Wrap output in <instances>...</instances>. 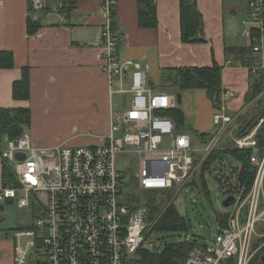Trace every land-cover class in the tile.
<instances>
[{"label":"built area","instance_id":"obj_1","mask_svg":"<svg viewBox=\"0 0 264 264\" xmlns=\"http://www.w3.org/2000/svg\"><path fill=\"white\" fill-rule=\"evenodd\" d=\"M67 1L32 0V4L34 10L60 12ZM117 1L105 0L101 7L105 20L100 31L101 67L112 92L127 97L123 108L112 110L104 142L39 148L26 130L18 138H6L8 150L2 156L13 163L17 182L0 189V201H14L33 211L32 225L15 231L25 245H20L14 264H138L139 251L147 248L144 243L153 228L150 209L129 204L126 175L118 167L117 156L136 155L141 189L176 191L177 196L189 187L209 154L224 143L225 134L234 146L252 150L255 175L249 186L241 181L238 162L232 170L235 176L226 177L228 171H223L218 178L216 232L203 243L196 242L185 264H229L231 259L235 264H249L256 251L255 237L262 238L264 246V146L257 138L264 118L247 135L235 136L238 118L247 108L231 112L225 101L235 94L225 89L222 105L215 108L218 131L203 147H196L170 113L178 107L177 94L150 86L148 70L140 63L130 62L134 68L126 71L119 53L122 35L113 27ZM248 4L250 45L263 61L264 0ZM18 153L25 158L18 159ZM229 195L233 202L224 206L223 199ZM181 239L193 238L184 235Z\"/></svg>","mask_w":264,"mask_h":264},{"label":"crops","instance_id":"obj_2","mask_svg":"<svg viewBox=\"0 0 264 264\" xmlns=\"http://www.w3.org/2000/svg\"><path fill=\"white\" fill-rule=\"evenodd\" d=\"M0 1V50L12 51L15 57L13 68H0V108L30 107L32 124L42 116L50 118L59 111H70L79 101L97 102L101 107L92 108L91 113L110 125V115L115 109L112 98L117 93L112 92L110 80L101 67L100 31L105 21L101 7L105 0H74L71 11L60 12L34 10L32 0ZM48 1L54 4L59 0ZM196 3L203 15L207 41H183L180 0H157V27L140 26L139 0H118L113 27L122 35L120 58L128 73L134 68L130 62L145 67L149 85L156 89L163 88L162 76L173 72L172 69L218 62L224 67V89L235 94L226 98L225 104L236 112L246 104L250 68L232 63L235 54H227L226 50L251 46L248 15L240 19V0H196ZM248 3L249 0H244L247 14ZM31 21L38 24L33 33L29 32ZM25 67L30 74V97L16 99L14 83L22 77ZM182 103L183 100L181 104L178 102V107ZM64 104L67 106L62 109ZM96 140L92 145L103 143L104 137ZM13 260L12 257L11 264Z\"/></svg>","mask_w":264,"mask_h":264},{"label":"trees","instance_id":"obj_3","mask_svg":"<svg viewBox=\"0 0 264 264\" xmlns=\"http://www.w3.org/2000/svg\"><path fill=\"white\" fill-rule=\"evenodd\" d=\"M180 1L183 41H207L204 36L203 15L197 6L196 0ZM74 5V0H68L65 4V10L71 11ZM139 24L142 27L158 26L157 0H139ZM37 27V23L29 22L30 33H33ZM226 51L227 54H235V60L233 59L232 63L250 68L251 83L245 106L249 105V109L252 110L254 105L260 104L259 109L257 108L253 112L248 109L238 118L240 127L235 131V136H244L258 124L261 118H264V66H262L261 60L258 59L259 56L254 54L252 46L227 48ZM14 66V53L9 50H0V68H13ZM223 68L218 62H214L211 66L172 69L173 72L163 74L161 80L162 89L175 92L176 94H181V92L189 89H204L209 100L216 108L222 105V94L225 90L222 83ZM255 68L256 70H254ZM13 95L16 99H28L30 97L28 67L23 68L22 77L15 81ZM172 111L177 116V124L182 131L183 127L186 126L184 111L180 106ZM31 117L30 107L0 108V143L6 140L7 137L10 139L20 137L26 130L25 128L31 124ZM199 136L203 143H208L214 137L207 133H201ZM257 138L260 145L264 146V122L259 129ZM251 153V149L238 148L232 142L216 148L205 159L197 176L190 182L189 187H196L204 194L209 195L210 189L207 175L211 172L213 165L223 161L226 155L231 157L234 162L240 164L241 181L248 183L250 186L255 175V169L250 162ZM8 164L9 162L4 160L2 170L3 186L15 185L17 182L15 171ZM130 180L127 188V200L133 208H139L141 205H150L149 220L151 225H153L151 232L176 234L187 231L190 228L191 221L189 217L182 215L173 202L166 207L163 203L159 206L154 205L156 195L163 192L169 193L170 191H146L150 201L142 204L136 191L139 189L137 187L139 186L138 180L137 178H131ZM217 218L220 220V211L217 213ZM196 242V239H180L179 241L166 244L162 251L143 247L139 251L138 264H185L188 253ZM229 264H235L234 259H231ZM249 264H264V246L252 257Z\"/></svg>","mask_w":264,"mask_h":264},{"label":"rangeland","instance_id":"obj_4","mask_svg":"<svg viewBox=\"0 0 264 264\" xmlns=\"http://www.w3.org/2000/svg\"><path fill=\"white\" fill-rule=\"evenodd\" d=\"M244 0H240L241 10L239 11V17L247 18V12L243 9ZM264 66V53H262ZM116 88L118 85L113 84ZM178 93V92H177ZM183 103L180 106L185 111L186 126H184V132L188 133L195 143V146L201 148L204 146L199 134L207 133L208 135H215L217 133L218 125L214 123V114L216 113L215 107L209 100L204 89H189L181 92ZM127 95L114 94L112 103L115 109L123 108L124 98ZM108 99V94H107ZM109 102V99H108ZM67 104H64L62 109H65ZM101 107L97 102L90 104L87 101H79L78 105L71 106L70 111H59L56 116L53 117H41L38 118L26 127L25 129L30 133L32 143L39 147H51L56 145H71L80 146L87 145L97 142L96 139L104 137L109 134L110 125H106L105 121H99V116L92 114V108ZM128 103L125 104V107ZM260 106L259 103L253 106L252 110L249 109V105L246 106L247 110L255 111ZM109 107V105L107 106ZM259 109V108H258ZM86 115V113H89ZM172 116H177L170 112ZM120 134H118L119 136ZM223 138H227L224 143L217 145L223 146L231 141L228 134H225ZM36 142V143H35ZM88 144V145H89ZM216 148V147H215ZM8 150V144L6 140L0 143V189L3 187L2 183V171L3 158L2 153ZM227 156V155H226ZM224 157V160L215 163L208 173L209 182V195L204 194L200 189L188 187L183 190L179 195L176 196V191L169 193H160L156 195L154 202L155 206H159L162 203L166 207L168 204L173 202L178 211L190 219V228L187 231L179 233H162V232H151L144 246L162 251L166 244L179 241L182 236L188 235L190 238L196 239L199 242H204L205 238H210L216 232L218 227L217 213L220 211L219 207V180L224 173L226 177L235 176L232 170L236 166L235 162L231 157ZM8 162V161H7ZM118 167L125 172L126 175V190L128 188L130 179L136 178L138 172V162L136 155L131 152L119 154L117 156ZM232 162V163H230ZM14 169L13 163L8 164ZM238 166V165H237ZM224 179V178H223ZM2 185V186H1ZM137 193L140 197L142 204L148 203L150 197L147 196L146 191L137 186ZM130 189V188H129ZM135 191V190H134ZM128 192V191H127ZM147 206L148 205H141ZM33 222V211L30 207H19L14 201H0V264H11L12 257L19 254L20 245H25V240H18L15 236V231L32 225ZM261 242H260V241ZM257 241V242H256ZM262 238L255 237V253L254 256L261 250ZM14 262V260H13Z\"/></svg>","mask_w":264,"mask_h":264},{"label":"water","instance_id":"obj_5","mask_svg":"<svg viewBox=\"0 0 264 264\" xmlns=\"http://www.w3.org/2000/svg\"><path fill=\"white\" fill-rule=\"evenodd\" d=\"M181 100H182V95L179 93L178 94V102H179V104H181ZM17 158L18 159H23V158H25V154H23V153H18L17 154ZM233 196H226L224 199H223V205L224 206H229V205H231V203L233 202Z\"/></svg>","mask_w":264,"mask_h":264},{"label":"bare ground","instance_id":"obj_6","mask_svg":"<svg viewBox=\"0 0 264 264\" xmlns=\"http://www.w3.org/2000/svg\"><path fill=\"white\" fill-rule=\"evenodd\" d=\"M257 238H259V237H257ZM260 241V240H259ZM257 242V241H256ZM261 242V241H260Z\"/></svg>","mask_w":264,"mask_h":264}]
</instances>
